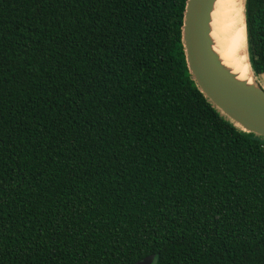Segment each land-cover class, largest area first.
Wrapping results in <instances>:
<instances>
[{
    "label": "trees",
    "instance_id": "obj_1",
    "mask_svg": "<svg viewBox=\"0 0 264 264\" xmlns=\"http://www.w3.org/2000/svg\"><path fill=\"white\" fill-rule=\"evenodd\" d=\"M184 2L0 0V264H264V140L190 79Z\"/></svg>",
    "mask_w": 264,
    "mask_h": 264
},
{
    "label": "water",
    "instance_id": "obj_2",
    "mask_svg": "<svg viewBox=\"0 0 264 264\" xmlns=\"http://www.w3.org/2000/svg\"><path fill=\"white\" fill-rule=\"evenodd\" d=\"M214 2H184L180 42L187 73L203 97L233 127L264 140V90L254 81L246 85L234 79L211 49L209 15ZM152 262L153 256H147L132 264Z\"/></svg>",
    "mask_w": 264,
    "mask_h": 264
},
{
    "label": "bare ground",
    "instance_id": "obj_3",
    "mask_svg": "<svg viewBox=\"0 0 264 264\" xmlns=\"http://www.w3.org/2000/svg\"><path fill=\"white\" fill-rule=\"evenodd\" d=\"M245 0H215L209 15L211 49L239 82L252 85L244 22Z\"/></svg>",
    "mask_w": 264,
    "mask_h": 264
},
{
    "label": "rangeland",
    "instance_id": "obj_4",
    "mask_svg": "<svg viewBox=\"0 0 264 264\" xmlns=\"http://www.w3.org/2000/svg\"><path fill=\"white\" fill-rule=\"evenodd\" d=\"M253 81L264 90V74L257 76L253 75Z\"/></svg>",
    "mask_w": 264,
    "mask_h": 264
}]
</instances>
